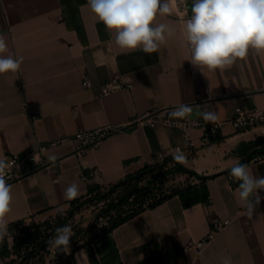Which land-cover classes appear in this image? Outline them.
Here are the masks:
<instances>
[{
	"label": "crops",
	"instance_id": "obj_1",
	"mask_svg": "<svg viewBox=\"0 0 264 264\" xmlns=\"http://www.w3.org/2000/svg\"><path fill=\"white\" fill-rule=\"evenodd\" d=\"M190 16L189 8L177 6L172 15L158 16L156 23H170L176 32L158 51L144 53L116 46L114 34L98 22L87 0H0V36L9 50L5 55L24 57L19 71L0 74V158L35 150L40 143L49 146L44 166L9 183V223L43 222L67 212L70 200L64 191L73 182L79 197L89 187L108 186L145 164L167 160L171 166L175 147L181 145L183 165L199 174H219L201 183L177 171L183 179L181 193L144 208L92 241L99 264H222V258H230L231 264H264V199L248 218L238 185L230 184L226 172L245 163L250 174L264 176V154L246 162L253 149L264 147V125L237 131L230 121L238 106L264 104V53L250 50L224 71L200 70L188 61L190 50L181 44V27ZM85 75L92 87L83 85ZM113 76L127 86L99 97L100 85ZM181 103L193 107L190 119L199 118L200 107L210 105L216 121H222L218 137L204 143L203 129L193 126L189 134L195 144L188 149L181 128L136 121L150 111L181 120L169 117ZM110 123L124 128L83 154L77 152V131ZM257 140L261 144H248ZM226 218L229 224L201 251L184 249ZM62 259V264L66 259L92 264L80 242Z\"/></svg>",
	"mask_w": 264,
	"mask_h": 264
},
{
	"label": "clouds",
	"instance_id": "obj_2",
	"mask_svg": "<svg viewBox=\"0 0 264 264\" xmlns=\"http://www.w3.org/2000/svg\"><path fill=\"white\" fill-rule=\"evenodd\" d=\"M177 3L178 0H87V7L114 34V43L120 49L153 53L176 32L170 23H156V18L172 15ZM190 11V18L181 27V44L190 50L188 61L200 70L224 71L246 58L250 50L264 53V0H192ZM8 51L5 38L0 36V74L16 73L24 61L23 56L5 55ZM192 112L191 105L181 103L169 112V117L183 120ZM199 115L207 122L218 118L207 103L200 107ZM174 159L185 162L186 158L177 154ZM10 167L9 161L0 158V240L8 235L7 217L12 210V186L7 182ZM230 176L239 182L243 214L252 218L264 199L260 195L264 192V176L250 174L245 163L233 165ZM79 194L75 182L64 191L67 200ZM72 236L70 226L57 227L47 240L48 248L68 253ZM222 264H231V259L222 258Z\"/></svg>",
	"mask_w": 264,
	"mask_h": 264
},
{
	"label": "trees",
	"instance_id": "obj_3",
	"mask_svg": "<svg viewBox=\"0 0 264 264\" xmlns=\"http://www.w3.org/2000/svg\"><path fill=\"white\" fill-rule=\"evenodd\" d=\"M192 0H189V10L191 8ZM249 145L255 146L261 144L257 141H249ZM264 147L253 149L246 162H249L255 156L263 155ZM167 160L163 163L156 164H145L143 167L126 174L125 177L120 179L119 181L112 183L105 187H89L88 192L85 195H81L73 200H70V208L66 212L67 216H61L62 214H58L59 219L56 223V227L50 233H48V237L44 242L38 243L41 234L46 229L48 230L52 224L49 223V220H45L43 222H24V221H14L9 223L8 231L13 229H18L19 232L23 233L22 237L16 236L14 239V243L10 245L8 241H3L0 244V264H26L30 258L34 257L36 253H38L42 248L46 247L47 240L55 234V229L57 227H62L65 225V221L67 218L73 217L75 212L79 211L86 203L93 200L98 199H106L108 194H112L117 191V194L113 198H109L108 202L102 207L100 214L106 215L107 213H111L113 210L118 213L112 217L109 216V224L103 227L99 232L95 233L93 236L87 239H83L80 242V246L84 247L89 255V258L92 264H99L96 253L92 246V241L98 237L99 235L111 231L117 225L131 218L141 210L146 207H153L156 204L162 202L166 198L170 197L173 194L181 193V190L178 187H172V189L162 192L161 194L154 193V187L150 185V182L153 181L149 179L148 182L141 183L142 178L147 172H152L158 168H162L166 165ZM174 169L176 171L187 172L190 175L196 176L201 179V183L206 182L209 177H214L219 173L207 175V174H199L193 169H190L183 165L181 162L174 160ZM168 171L160 172L159 174H166ZM227 173H230V168L226 170ZM107 188L106 192L103 190ZM205 199H208V195H205ZM195 201V198H191L190 202ZM127 209H125V207ZM61 217V218H60ZM24 247V250L22 249ZM13 254H17L20 256V259H16L15 257H11ZM9 257V260L4 262L3 259ZM52 262V261H51ZM51 262H47L43 256L39 258V262L37 264H52ZM63 259L53 264H62ZM28 264V263H27ZM63 264H75L70 259L64 260Z\"/></svg>",
	"mask_w": 264,
	"mask_h": 264
},
{
	"label": "built area",
	"instance_id": "obj_4",
	"mask_svg": "<svg viewBox=\"0 0 264 264\" xmlns=\"http://www.w3.org/2000/svg\"><path fill=\"white\" fill-rule=\"evenodd\" d=\"M181 7L184 9L189 8L187 0H183ZM82 83L85 87H92L93 82L88 75L83 77ZM127 85L122 81L119 76H113L108 81L100 85L98 96L104 97L110 93L121 90ZM32 119H36V115H31ZM139 123H147L151 126H155L157 122H163L168 126H175L181 128L186 135V145L188 149H192L194 146V140L189 134V129L193 126L201 127L203 129V135L201 137L202 142H210L217 138L220 132L222 121L207 122L201 117L197 119L185 118L183 120H172L162 117L159 112L150 111L136 119ZM231 123L237 131H247L258 126L264 125V104L262 106H238L230 118ZM124 128L119 124H106L92 129H80L74 135V139L77 141V152L83 154L87 148L99 145L103 139L120 131ZM53 144V143H52ZM46 143H40L35 150H26L22 153H7L3 159H6L10 163V171L8 172L7 182L11 183L18 179H21L25 175L32 171L44 166L46 164V152L48 149ZM176 154H183L184 148L181 145L175 147ZM34 156L36 159L34 160ZM19 166V168L17 167ZM83 179H87V175H82ZM228 179L231 185H238L239 182L230 176L228 173ZM230 219H220L214 222L213 230L204 238L198 240H190L184 246V249H196L201 251L205 245L211 240L215 233L229 224Z\"/></svg>",
	"mask_w": 264,
	"mask_h": 264
},
{
	"label": "rangeland",
	"instance_id": "obj_5",
	"mask_svg": "<svg viewBox=\"0 0 264 264\" xmlns=\"http://www.w3.org/2000/svg\"><path fill=\"white\" fill-rule=\"evenodd\" d=\"M187 1L189 3V0ZM182 3L183 0H178L176 6L178 8H182ZM174 166V163H172L171 166L166 163V165L162 168H158L156 170H153L152 172H147L142 178L141 183L148 182L149 179L153 178V181L150 182V185L154 187V193L156 194H161L162 192L168 191L172 189V187H178L181 183H183V179L179 178V173L174 169ZM163 171L168 172L166 174H159L160 172L163 173ZM106 191L107 188L103 190V192ZM116 194L117 191L112 194H108L106 199L89 201L79 211L75 212L73 217L67 218V221H65L64 226H70L73 231V236L70 239V248L72 246H76L79 242H81V240L90 238L95 233L99 232L103 227L109 224V216L112 215L113 217L118 212L113 210L111 213H107L106 215L100 214V212L105 203L108 202L109 198L115 197ZM127 207L128 206H126L125 209H127ZM61 213L62 217L67 216L66 211H61L60 214ZM58 214L54 215L52 219H49V223H51L52 226L48 230L45 229L43 231L38 243L44 242L45 239L48 237V233H50V231H52V229L54 228V225L56 227V223L59 219ZM16 236L22 237L23 233L19 232L17 228L9 230L8 235L5 236L3 240H0V244L6 240L10 245H12ZM22 249L24 250V247ZM63 253L64 252L59 249H57L55 252L53 249H49L47 245L46 247L42 248L38 253H36L34 257L30 258L29 261L26 262V264H37L41 256H43L47 262L52 261L51 263L53 264L62 259ZM11 257L20 259V256H18L17 254H13ZM9 259L10 258L7 257L3 259L2 262Z\"/></svg>",
	"mask_w": 264,
	"mask_h": 264
}]
</instances>
